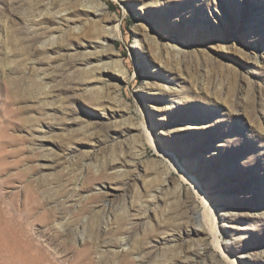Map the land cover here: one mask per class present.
I'll use <instances>...</instances> for the list:
<instances>
[{
	"label": "rangeland",
	"instance_id": "rangeland-1",
	"mask_svg": "<svg viewBox=\"0 0 264 264\" xmlns=\"http://www.w3.org/2000/svg\"><path fill=\"white\" fill-rule=\"evenodd\" d=\"M97 1L0 0V264H264V0Z\"/></svg>",
	"mask_w": 264,
	"mask_h": 264
},
{
	"label": "bare ground",
	"instance_id": "bare-ground-1",
	"mask_svg": "<svg viewBox=\"0 0 264 264\" xmlns=\"http://www.w3.org/2000/svg\"><path fill=\"white\" fill-rule=\"evenodd\" d=\"M91 3L94 6H87L86 7V9L89 10L91 13H86V14H90L92 16L94 15V17L96 16V18H97V16H98L97 14L100 13L101 9L103 10L104 6H103V4L99 3L97 0H91ZM99 7H101V9H99ZM117 26L115 28H112V27L105 28L106 27L105 25L104 26L103 25L99 26V29H100L101 32L98 35H96L95 37H96V40L99 41L100 44H96V47H99L100 45H101L100 47H102V45H104V44L106 46H111L112 45V41L116 37H118V35H119V30H118ZM113 64L115 65V67L121 68L119 63H116V64L113 63ZM144 131H148L146 127H145ZM149 141L151 142V139ZM169 165H170V167L173 170H177L180 173H182L181 172L182 171L181 168L178 166V164L175 163V160H171L170 159V164ZM182 175H183V180L189 181L194 186L196 191H198V185H197L195 179L193 177H187L186 176L187 174H182ZM204 204H205V206H204L203 211H198V213H197V219H198L197 223L198 224H197V229L195 230V233H196V235L199 238H205L207 235L214 234V232L217 231V230H215V225H212V228H211V225H210V222H209L211 219H210V215L208 213V211L210 209L207 211L208 208H207L206 200H205ZM213 244H214V246L216 248L220 249L219 243H218V240H217V237H216L215 234H214V243ZM223 256L225 257V259L227 261H231V260H229L227 255H223ZM232 263H234L233 260H232Z\"/></svg>",
	"mask_w": 264,
	"mask_h": 264
},
{
	"label": "trees",
	"instance_id": "trees-1",
	"mask_svg": "<svg viewBox=\"0 0 264 264\" xmlns=\"http://www.w3.org/2000/svg\"><path fill=\"white\" fill-rule=\"evenodd\" d=\"M106 3L110 6V7H113L112 3L109 2V1H106Z\"/></svg>",
	"mask_w": 264,
	"mask_h": 264
}]
</instances>
